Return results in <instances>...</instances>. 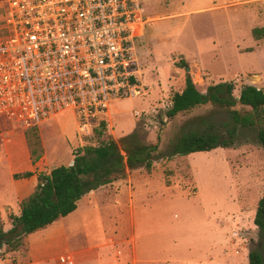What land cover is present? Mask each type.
Instances as JSON below:
<instances>
[{"label": "rangeland", "instance_id": "374dc122", "mask_svg": "<svg viewBox=\"0 0 264 264\" xmlns=\"http://www.w3.org/2000/svg\"><path fill=\"white\" fill-rule=\"evenodd\" d=\"M140 1L147 23L136 41V53L143 80L150 88L140 96L113 104L114 135H107L118 140L140 126L147 140H158L161 154L182 131L203 132L211 125L226 138L224 125L231 119L224 108L208 103L171 119L163 115L168 95L181 88L185 76L184 68L169 75L171 64L181 65L179 50L186 55L199 53L214 79L221 77L219 82H232V94L238 97L242 85L249 81L243 70L255 59L251 53L236 54L233 47L246 44L244 33L249 25L258 23L253 13L264 15V0ZM197 8L201 11L192 13ZM1 10L0 6V16ZM188 64L192 81L204 92L210 84L207 69L201 67L198 57ZM167 78L169 88L166 85L159 93L156 85L163 86ZM234 108L244 110L239 103ZM134 109L147 115L134 117ZM199 116L205 122L194 119ZM5 123L18 132L26 131L6 120ZM35 127L42 148L41 167L69 164L72 148L77 144L71 114L56 116ZM121 132L126 134L120 136ZM242 132L234 146L224 149L223 154L194 152L190 157L159 158L154 162L148 183L150 189L155 185L158 190L151 195L162 200L155 216L161 232L159 244L162 239L169 264H248V252L259 242L253 219L264 192V153L254 129L245 128Z\"/></svg>", "mask_w": 264, "mask_h": 264}, {"label": "built area", "instance_id": "2783aa9c", "mask_svg": "<svg viewBox=\"0 0 264 264\" xmlns=\"http://www.w3.org/2000/svg\"><path fill=\"white\" fill-rule=\"evenodd\" d=\"M0 6V118L26 129L71 114L74 156L98 144L101 123L112 133L115 102L148 91L136 53L147 23L140 0H0ZM58 261L75 262L71 253Z\"/></svg>", "mask_w": 264, "mask_h": 264}, {"label": "crops", "instance_id": "0c3cea01", "mask_svg": "<svg viewBox=\"0 0 264 264\" xmlns=\"http://www.w3.org/2000/svg\"><path fill=\"white\" fill-rule=\"evenodd\" d=\"M197 11L201 9H194L192 13ZM253 15L258 23L254 22L247 27L244 33L247 37L246 44L239 46L235 44L233 49L236 54L251 53L254 56L255 63L247 66L243 74L255 75L256 79L247 83L262 87L264 86V15L256 12ZM188 16H179V18ZM254 28L261 30L257 37L253 35ZM179 51L182 55L180 61L195 62V58L198 57L201 67L207 69L209 83H219L221 77L214 79L208 64L199 53L190 52L186 55ZM171 66L169 75L178 74L180 68H183L179 64L172 63ZM186 67L185 73L189 70H186ZM141 71L143 80L142 68ZM166 85L169 88L168 78L163 86L156 85L157 91L162 93L161 89ZM183 87L184 81L179 90L172 91H181ZM113 114L112 105L110 109L112 127ZM111 132L114 135V127ZM124 134L126 133L121 132L119 135ZM224 149L217 147L206 152L220 151L223 154ZM193 153L186 156L190 157ZM42 158L43 156L33 163L24 133L18 132L0 118V218L4 230H8L11 226L8 215L19 214L20 200L32 192L37 182L36 174L41 171L47 173L51 169L41 167ZM26 170L35 173L25 178H14L15 173ZM140 171L141 169H127L123 177L116 178L81 196L72 212L56 219L43 229L29 233L25 239L26 249L8 252L4 247L0 248V264H60L58 257L65 253L72 254L74 264H169L170 261L164 256L162 239L159 244L158 235L161 232L158 230V219L155 216L162 200L153 196L158 190L155 185L153 190L150 189L148 173ZM161 190L163 192V187Z\"/></svg>", "mask_w": 264, "mask_h": 264}, {"label": "trees", "instance_id": "16d2710c", "mask_svg": "<svg viewBox=\"0 0 264 264\" xmlns=\"http://www.w3.org/2000/svg\"><path fill=\"white\" fill-rule=\"evenodd\" d=\"M260 28L253 29L257 37ZM181 67L188 66L181 61ZM235 85L232 82H219L207 86L200 91L189 74L185 73L184 87L181 91H171L170 103L164 112L168 119L178 113L188 112L196 107L211 104L227 110L231 119L225 123L226 138L212 129L199 132L197 130L182 131L167 145L165 153L159 152L158 140L152 142L146 139L141 127L136 126L132 132L118 140L105 133L101 123L94 131L98 141L96 146L86 145L73 156V163L60 164L49 170L36 174L37 182L30 194L19 202V214H9L10 228L4 230L0 218V248L8 252L26 249L25 239L29 233L45 228L56 219L66 216L76 208L77 200L101 185L123 177L126 170L141 169L150 173L154 162L159 159L184 157L192 152H206L217 147L229 148L243 129L256 131L257 142L264 153V88L245 83L238 97L233 96ZM239 103L243 112L234 106ZM163 117V116H162ZM162 117L159 122L164 124ZM203 123V116L194 117ZM26 140L30 158L35 163L42 154L40 137L36 127L26 128ZM31 139V140H30ZM31 141V142H30ZM35 172L26 170L15 173L14 178H25ZM254 225L258 229L259 242L248 252V264H264V192L257 202Z\"/></svg>", "mask_w": 264, "mask_h": 264}, {"label": "water", "instance_id": "95a60500", "mask_svg": "<svg viewBox=\"0 0 264 264\" xmlns=\"http://www.w3.org/2000/svg\"><path fill=\"white\" fill-rule=\"evenodd\" d=\"M189 69V67L187 66L186 67V70H188ZM247 79L248 80H255L256 79V76L255 75H251V74H249L248 76H247Z\"/></svg>", "mask_w": 264, "mask_h": 264}]
</instances>
